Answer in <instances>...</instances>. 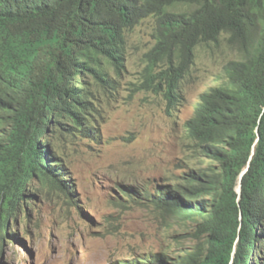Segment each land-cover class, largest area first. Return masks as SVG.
Here are the masks:
<instances>
[{
	"label": "trees",
	"instance_id": "1",
	"mask_svg": "<svg viewBox=\"0 0 264 264\" xmlns=\"http://www.w3.org/2000/svg\"><path fill=\"white\" fill-rule=\"evenodd\" d=\"M148 18L155 44L131 96L162 93L176 109L200 45L225 39L240 57L199 93L184 124L214 167L124 192L131 206L188 220L191 244L116 264H263L264 0H0L1 253L12 219L35 197L33 182L73 197L54 137L100 136L92 84L112 83L104 60L122 73L128 34Z\"/></svg>",
	"mask_w": 264,
	"mask_h": 264
},
{
	"label": "rangeland",
	"instance_id": "2",
	"mask_svg": "<svg viewBox=\"0 0 264 264\" xmlns=\"http://www.w3.org/2000/svg\"><path fill=\"white\" fill-rule=\"evenodd\" d=\"M155 29V20L148 18L128 34L121 74L102 62L112 83L92 84L100 136L66 134L53 140L72 176L73 197L33 182L35 197L12 219L0 264H116L191 244L188 220L175 221L153 206H131L124 192L154 179H178L189 169L214 167L200 155L184 124L199 93L222 81L224 65L240 53L225 39L200 45L182 83V103L172 109L162 93L130 94L132 84L143 80ZM259 247L256 256L264 264V242Z\"/></svg>",
	"mask_w": 264,
	"mask_h": 264
},
{
	"label": "water",
	"instance_id": "3",
	"mask_svg": "<svg viewBox=\"0 0 264 264\" xmlns=\"http://www.w3.org/2000/svg\"><path fill=\"white\" fill-rule=\"evenodd\" d=\"M240 190H241V187H240V185L238 186V191L240 192Z\"/></svg>",
	"mask_w": 264,
	"mask_h": 264
}]
</instances>
